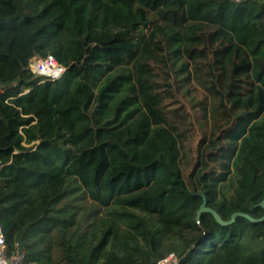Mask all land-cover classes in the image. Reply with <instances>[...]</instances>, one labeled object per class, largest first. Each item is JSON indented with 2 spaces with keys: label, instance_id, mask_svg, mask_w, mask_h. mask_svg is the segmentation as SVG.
Wrapping results in <instances>:
<instances>
[{
  "label": "trees",
  "instance_id": "trees-1",
  "mask_svg": "<svg viewBox=\"0 0 264 264\" xmlns=\"http://www.w3.org/2000/svg\"><path fill=\"white\" fill-rule=\"evenodd\" d=\"M0 159L20 264H264V0H0Z\"/></svg>",
  "mask_w": 264,
  "mask_h": 264
},
{
  "label": "built area",
  "instance_id": "built-area-1",
  "mask_svg": "<svg viewBox=\"0 0 264 264\" xmlns=\"http://www.w3.org/2000/svg\"><path fill=\"white\" fill-rule=\"evenodd\" d=\"M30 69L33 73L52 80L59 79L66 71V67L59 64L52 56L42 59L35 57L30 61ZM50 72V74H48ZM43 83V82H41ZM22 256H8L7 245L0 226V264H20ZM159 264H181L174 256H169Z\"/></svg>",
  "mask_w": 264,
  "mask_h": 264
},
{
  "label": "water",
  "instance_id": "water-1",
  "mask_svg": "<svg viewBox=\"0 0 264 264\" xmlns=\"http://www.w3.org/2000/svg\"><path fill=\"white\" fill-rule=\"evenodd\" d=\"M3 168H4V164H3L2 160L0 159V172L2 171ZM262 206L264 207V202L262 203ZM204 212H209V213L213 214L219 222H221L222 224H226L223 221H221L220 216L215 211H213L212 209L207 207L206 202H204V204L201 206V209H200L198 215L200 216ZM238 215H241V214H239V213L235 214L233 216V220ZM247 217L249 218V216H247ZM259 221H264V218L262 220H259Z\"/></svg>",
  "mask_w": 264,
  "mask_h": 264
},
{
  "label": "rangeland",
  "instance_id": "rangeland-1",
  "mask_svg": "<svg viewBox=\"0 0 264 264\" xmlns=\"http://www.w3.org/2000/svg\"><path fill=\"white\" fill-rule=\"evenodd\" d=\"M36 75H37V74H36ZM189 98L192 99V98H193V95L191 94V95L189 96ZM193 101L196 102L195 98L193 99ZM102 212H103V211H102ZM103 213H105V212H103ZM103 213H102V214H103Z\"/></svg>",
  "mask_w": 264,
  "mask_h": 264
},
{
  "label": "bare ground",
  "instance_id": "bare-ground-1",
  "mask_svg": "<svg viewBox=\"0 0 264 264\" xmlns=\"http://www.w3.org/2000/svg\"><path fill=\"white\" fill-rule=\"evenodd\" d=\"M48 74H50V72Z\"/></svg>",
  "mask_w": 264,
  "mask_h": 264
}]
</instances>
